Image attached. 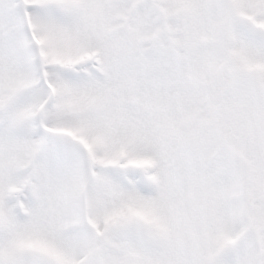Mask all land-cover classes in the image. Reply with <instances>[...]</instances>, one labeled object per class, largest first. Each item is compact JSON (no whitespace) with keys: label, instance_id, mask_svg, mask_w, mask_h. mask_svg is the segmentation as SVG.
<instances>
[{"label":"snow or ice","instance_id":"obj_1","mask_svg":"<svg viewBox=\"0 0 264 264\" xmlns=\"http://www.w3.org/2000/svg\"><path fill=\"white\" fill-rule=\"evenodd\" d=\"M0 264H264V0H0Z\"/></svg>","mask_w":264,"mask_h":264}]
</instances>
